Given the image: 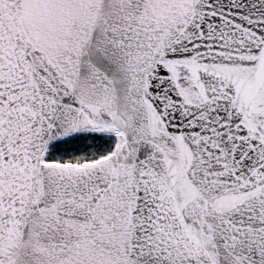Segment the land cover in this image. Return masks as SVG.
I'll return each mask as SVG.
<instances>
[{"label": "snow or ice", "instance_id": "6c2138e0", "mask_svg": "<svg viewBox=\"0 0 264 264\" xmlns=\"http://www.w3.org/2000/svg\"><path fill=\"white\" fill-rule=\"evenodd\" d=\"M0 264H264V0H0Z\"/></svg>", "mask_w": 264, "mask_h": 264}]
</instances>
